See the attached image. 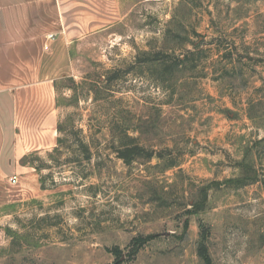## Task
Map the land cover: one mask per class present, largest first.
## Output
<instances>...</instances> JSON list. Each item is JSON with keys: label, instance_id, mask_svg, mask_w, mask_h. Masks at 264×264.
<instances>
[{"label": "rangeland", "instance_id": "374dc122", "mask_svg": "<svg viewBox=\"0 0 264 264\" xmlns=\"http://www.w3.org/2000/svg\"><path fill=\"white\" fill-rule=\"evenodd\" d=\"M118 1L57 79L58 149L0 185V264H205L199 220L213 264H264V141L234 122L264 126V0ZM185 49L193 68L152 75Z\"/></svg>", "mask_w": 264, "mask_h": 264}, {"label": "crops", "instance_id": "0c3cea01", "mask_svg": "<svg viewBox=\"0 0 264 264\" xmlns=\"http://www.w3.org/2000/svg\"><path fill=\"white\" fill-rule=\"evenodd\" d=\"M99 3L119 1L0 0V185L13 175L21 181L33 168L27 156L56 146L57 79L82 41L108 28ZM234 122L243 145L264 141V126L246 114Z\"/></svg>", "mask_w": 264, "mask_h": 264}, {"label": "trees", "instance_id": "16d2710c", "mask_svg": "<svg viewBox=\"0 0 264 264\" xmlns=\"http://www.w3.org/2000/svg\"><path fill=\"white\" fill-rule=\"evenodd\" d=\"M194 51H195V49H193V50L185 49L183 51V53H181V55H178V56L176 55L174 57L169 56L168 54L164 55L165 58H163L161 60V63L159 64V68L154 69L155 73H152V75L154 76V74H157V75H155L156 78L161 77V79H163V81H164L168 75H173L176 72H180L181 69H183V65L186 64L187 62H188V66L193 68L195 66V62L193 61L194 59L191 58V56L194 55ZM63 130H65L64 126L61 122H59L57 125V134H58L57 135V143H56V146L54 147L53 150L58 149L57 144H59L62 141V137L60 136V134ZM129 138L133 140V138L128 137V135L126 133H124V135L121 136L120 143L116 147L117 154L119 155V157H122L124 159H126L130 154L135 153L139 150V147L137 146V144H134L133 141H126L127 139L129 140ZM80 147L83 149L84 152L88 153V145L86 143L81 141ZM85 158L89 159L90 156L87 155ZM31 165L34 167V169L37 172H40L41 165H39V164L34 165V162H32ZM43 178H44L43 176H40V178H39V180L41 182V188H46V187H44V185L42 183ZM198 227L200 229L199 230L200 239L198 242L197 253L205 264H213V261L211 259L210 254H209L208 246H207V240L209 237V227L206 223H204L201 220H199V222H198ZM6 231L10 232V230H8V229H6ZM27 233H25L26 236H27ZM13 234L15 235V238H17V239L18 238L19 239H22V238L26 239L27 238L24 234L19 235L16 232H14ZM158 236H159L158 233H151V234H147L145 236L138 235V236L132 237L129 244H128L129 251L127 252L128 253L127 256L129 258H133L146 243L157 238ZM110 252L113 253L117 262L121 259L120 257L122 256V252H121L120 247L113 246L110 249Z\"/></svg>", "mask_w": 264, "mask_h": 264}, {"label": "built area", "instance_id": "2783aa9c", "mask_svg": "<svg viewBox=\"0 0 264 264\" xmlns=\"http://www.w3.org/2000/svg\"><path fill=\"white\" fill-rule=\"evenodd\" d=\"M50 37H52V35H49ZM9 181L12 183V184H15L17 182V176L16 175H13L9 178Z\"/></svg>", "mask_w": 264, "mask_h": 264}]
</instances>
